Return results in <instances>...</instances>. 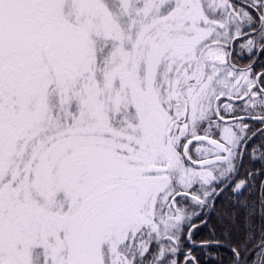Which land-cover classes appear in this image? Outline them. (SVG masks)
I'll return each mask as SVG.
<instances>
[{
    "label": "snow or ice",
    "instance_id": "6c2138e0",
    "mask_svg": "<svg viewBox=\"0 0 264 264\" xmlns=\"http://www.w3.org/2000/svg\"><path fill=\"white\" fill-rule=\"evenodd\" d=\"M257 53L264 0H0V264H264Z\"/></svg>",
    "mask_w": 264,
    "mask_h": 264
},
{
    "label": "trees",
    "instance_id": "16d2710c",
    "mask_svg": "<svg viewBox=\"0 0 264 264\" xmlns=\"http://www.w3.org/2000/svg\"><path fill=\"white\" fill-rule=\"evenodd\" d=\"M259 127L261 126L258 123H253L254 129L259 128ZM262 142H264V136H261L258 133L256 137L251 139L250 146L258 145ZM261 167H264V165H262L259 160L250 163L249 158L246 155L244 158V166L241 167V170L238 176L243 178V176L246 175V168H251L253 170L258 171ZM262 183H264V175H256L254 179H251V186H252V193L250 196L251 200L255 201L260 196V186ZM196 222L199 223L198 221ZM260 229H261V221L257 217L254 223V227L252 228L253 239L249 243L250 250H254L255 245L258 244L260 240V235H261ZM235 234L241 235V231L239 228L237 229V232ZM207 235H208V229L201 226L199 231L195 233L194 239H196L197 241H200L201 239L205 238ZM194 252L197 256L200 257L201 261L204 262V264H211L208 256L205 254V251L201 250L199 246H197L194 249ZM217 252L219 253V256L222 258L223 264H229V262L232 259V253L230 252V250L227 247H221L220 249L213 250V253H212L213 256H215Z\"/></svg>",
    "mask_w": 264,
    "mask_h": 264
},
{
    "label": "flooded vegetation",
    "instance_id": "af4514ba",
    "mask_svg": "<svg viewBox=\"0 0 264 264\" xmlns=\"http://www.w3.org/2000/svg\"><path fill=\"white\" fill-rule=\"evenodd\" d=\"M237 2L243 4L245 1L237 0ZM237 53H239L238 48H237ZM255 59H256V65H255L256 69L261 70V66L264 65V56H260L259 53H257V56L255 57ZM237 62H238V65L247 64L248 63V53L244 52L243 55H237Z\"/></svg>",
    "mask_w": 264,
    "mask_h": 264
},
{
    "label": "rangeland",
    "instance_id": "374dc122",
    "mask_svg": "<svg viewBox=\"0 0 264 264\" xmlns=\"http://www.w3.org/2000/svg\"><path fill=\"white\" fill-rule=\"evenodd\" d=\"M245 1V0H244Z\"/></svg>",
    "mask_w": 264,
    "mask_h": 264
}]
</instances>
